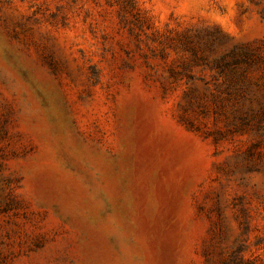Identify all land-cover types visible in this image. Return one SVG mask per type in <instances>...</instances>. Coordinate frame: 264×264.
I'll list each match as a JSON object with an SVG mask.
<instances>
[{
	"label": "rangeland",
	"instance_id": "rangeland-1",
	"mask_svg": "<svg viewBox=\"0 0 264 264\" xmlns=\"http://www.w3.org/2000/svg\"><path fill=\"white\" fill-rule=\"evenodd\" d=\"M0 264H264V0H0Z\"/></svg>",
	"mask_w": 264,
	"mask_h": 264
}]
</instances>
